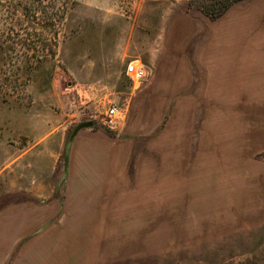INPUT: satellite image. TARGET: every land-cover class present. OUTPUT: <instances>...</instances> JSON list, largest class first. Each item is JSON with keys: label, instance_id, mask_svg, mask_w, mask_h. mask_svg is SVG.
<instances>
[{"label": "rangeland", "instance_id": "1", "mask_svg": "<svg viewBox=\"0 0 264 264\" xmlns=\"http://www.w3.org/2000/svg\"><path fill=\"white\" fill-rule=\"evenodd\" d=\"M15 1L0 0V31H9L7 15ZM45 1L67 8L56 56L36 67L29 50L28 59L16 63L19 70L0 77V264H182L177 248L193 244L196 253L200 242L207 238L210 244L219 236L217 254L224 257L219 264L264 262V225L259 230L256 222L258 205H264V146L247 158L237 139L215 138L210 145L202 137H208L210 124L221 127L239 119L236 111L230 114L232 96L229 115L226 107L222 112L221 62L226 44L230 63L237 62L252 34L244 8L255 0H237L217 17L207 11L224 0ZM101 7L127 23L138 19L155 52L154 58L141 57L149 75L140 84L123 72L116 98L125 108L123 130L122 124L109 129L100 122L107 105L89 115L78 112L77 79L67 67L68 58L83 66L91 61L85 43L93 42ZM210 29L214 96L194 93V113L177 115L175 103L190 100L188 92L174 91L177 50L183 43L190 53V43H202ZM7 33L5 41L0 38L3 47L11 45ZM8 54L0 50V69ZM150 78L156 87L142 94ZM229 88L231 95L232 82ZM84 121L119 139L118 166L101 186L82 176L86 169H68L65 151L55 160L58 145L35 146L50 129L71 125L73 131ZM185 131L192 135L187 146Z\"/></svg>", "mask_w": 264, "mask_h": 264}, {"label": "crops", "instance_id": "2", "mask_svg": "<svg viewBox=\"0 0 264 264\" xmlns=\"http://www.w3.org/2000/svg\"><path fill=\"white\" fill-rule=\"evenodd\" d=\"M244 11L248 24L252 21V25L249 24V28H252V34L245 39V47L238 52L236 63L235 61L230 63L229 44H226V57L221 62V82L223 93L226 91L227 98H225L224 111L222 110V112L224 114L226 107L227 116L229 115L230 96H232V113L230 114H234L236 111L239 119L232 120L231 123L226 120L227 122L221 123V127L210 124L207 126L208 137L206 134L202 137L204 143L210 145L213 144L215 138L217 140L221 138L237 139L238 142L235 144L242 147L246 146L245 154L249 158L248 156L264 146V0H255L247 4ZM113 19L115 16L102 8L99 23L95 24L93 42L85 43L86 56L89 57L92 54L89 63H84L83 66L81 61L68 58L67 67L77 79L76 86H78L80 101L79 113L89 115L101 106L108 105L109 102L117 103L116 98L121 92L119 89L122 88L123 72L126 70L127 61L131 60L138 63L142 56L149 59L155 56V52L152 53L150 50L151 44L147 39L146 32L143 27L138 25L137 18L130 23L119 16L114 21ZM203 38V42H198L195 46L190 43V53L182 49V45H184L183 47L186 46L183 43L180 44V50H177L179 58L174 65L171 77L174 91L175 93L188 92L187 97L190 98L189 101L181 99L180 102L175 103L174 112L177 115L194 113V93L201 94L204 98L214 96L215 63L212 29L208 30ZM74 48L73 43H71L69 50L73 51ZM71 54L69 55L71 56ZM140 64L147 67L142 61ZM147 71L149 75L148 68ZM230 78L232 82L231 95L229 90ZM154 83L156 87L155 79H148L139 91H143L145 88L146 92L142 94L150 95V87ZM171 88L166 87L165 90H171ZM122 108L125 113V108ZM127 108L128 106H126ZM124 120L125 118L117 125L118 127L122 124L120 130L125 127ZM185 127H188L187 122L184 129H186ZM71 129V125L50 129L44 135L37 137L35 146H43L48 149L49 145H58L59 149L54 152L55 160H58L65 151L67 153L65 160L71 164L66 163L68 169L70 167L77 173L86 169L87 174L82 176L92 179L89 182L91 185L107 184V182L103 183V180L110 179L114 174L113 169L118 166V137L109 130L93 125L83 127L77 132H74L75 128L73 131ZM125 130L130 131L132 127L127 126ZM182 137L184 139L182 144L184 146L190 145L189 141H191L192 135L185 131ZM258 206L260 213L256 222H259L258 229L260 230L264 225V205ZM234 230L238 233L242 232L240 227H236ZM213 239L210 244L207 243V238L200 242L196 248L198 251L196 253H193L195 251L193 244L186 245L182 249L177 248L179 249H176L177 253L179 252L178 255L183 259L182 264H200L202 260L204 262L209 260V264L222 263L224 257L217 254L220 240H222L221 236L216 240ZM186 241L193 243L192 238H187ZM176 243H180V241ZM190 260L192 261L190 262ZM196 260L197 263H195Z\"/></svg>", "mask_w": 264, "mask_h": 264}, {"label": "trees", "instance_id": "3", "mask_svg": "<svg viewBox=\"0 0 264 264\" xmlns=\"http://www.w3.org/2000/svg\"><path fill=\"white\" fill-rule=\"evenodd\" d=\"M236 1L224 0L220 6L207 12L211 16L217 17ZM10 9L12 12L7 15L9 31L6 29L0 31V38L5 41L4 35L8 32L6 39L11 42L8 47H3L0 44L3 47H0V50L9 53L3 61L4 68L0 69V77L2 75L9 76L12 70L14 73L19 70L16 63L18 65L22 58L30 56L29 58L36 59L34 63L36 67L54 58L57 54L59 29L64 22L67 11L64 3L53 8V5L45 0H17ZM12 22L19 25L17 29ZM29 50L32 53L28 56ZM236 264L246 263L238 262ZM259 264H264V262Z\"/></svg>", "mask_w": 264, "mask_h": 264}, {"label": "built area", "instance_id": "4", "mask_svg": "<svg viewBox=\"0 0 264 264\" xmlns=\"http://www.w3.org/2000/svg\"><path fill=\"white\" fill-rule=\"evenodd\" d=\"M125 73L134 83L139 84L148 75L147 68L143 64H139L135 61H131L127 64ZM124 118V109L116 102H109L100 122L103 126L114 129Z\"/></svg>", "mask_w": 264, "mask_h": 264}, {"label": "water", "instance_id": "5", "mask_svg": "<svg viewBox=\"0 0 264 264\" xmlns=\"http://www.w3.org/2000/svg\"><path fill=\"white\" fill-rule=\"evenodd\" d=\"M92 125H93L92 121L81 122L75 127L74 132H77L79 129H81L83 127H88V126H92Z\"/></svg>", "mask_w": 264, "mask_h": 264}]
</instances>
